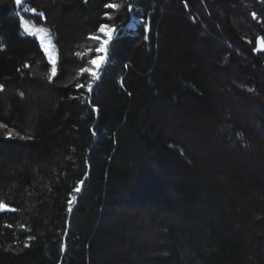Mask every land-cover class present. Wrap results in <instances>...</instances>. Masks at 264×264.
<instances>
[{"label":"trees","instance_id":"16d2710c","mask_svg":"<svg viewBox=\"0 0 264 264\" xmlns=\"http://www.w3.org/2000/svg\"><path fill=\"white\" fill-rule=\"evenodd\" d=\"M27 6L55 61L0 0V264H264V0Z\"/></svg>","mask_w":264,"mask_h":264},{"label":"rangeland","instance_id":"374dc122","mask_svg":"<svg viewBox=\"0 0 264 264\" xmlns=\"http://www.w3.org/2000/svg\"><path fill=\"white\" fill-rule=\"evenodd\" d=\"M17 16L19 17L20 21H21V19H24L25 22H26V26L27 27L26 28L21 27L22 34L25 35V36L33 37V38H35L37 40V42L39 44V47H40V50H41L42 54L44 55V58H45L46 62L49 63L51 65V67H53V64H54V61H55V55H54V52H53V49H52L51 38H50V36H49L47 31L42 30L36 24V23H39V21H40V15L37 12L33 11V9H31L29 6H22L21 9H19V11L17 12ZM131 19L129 20L130 23L132 22ZM139 21L140 20H136L135 22L137 23ZM133 25H134V23H132V27H133ZM128 29H132V28H128ZM98 35L100 37H103V39L98 37V39L95 40L99 44H100V42L102 40H107L108 39V36L105 35L103 32L99 31ZM112 39H114V36H112L111 40ZM111 40L109 41L110 44H111ZM99 47H100V45H99ZM94 55H95V57L93 59H96L98 56L101 57L102 53H99V52H97L95 50L94 51ZM49 57H51V61L49 60ZM101 65L102 64H100L99 69H96V66H93L92 64H89L88 68L98 71V70H100ZM88 74L90 75V73H88ZM89 92H91V91H89ZM203 133L205 134V132H203ZM205 135L203 136V138H206ZM257 143H259L258 140H257ZM230 154H232V153H230ZM232 156L236 159L238 157V153H237V155L234 154ZM2 210L3 211H7V208H4ZM125 210H126V208H125ZM136 218L139 219V217H136ZM151 226L152 227L148 226V229H147V227L143 226L144 229L142 231V232H144V230L146 231V232H144V237L146 236V239H147L146 242L148 241L147 244H148V247H149L148 248L149 249V257L152 256L150 258H154L157 255L163 256L164 252L162 250H160V249H157L156 244L152 240V239H155V237H156L155 235L158 232L157 227H156L155 224H152ZM139 229L140 228H137L138 231H141Z\"/></svg>","mask_w":264,"mask_h":264},{"label":"snow or ice","instance_id":"6c2138e0","mask_svg":"<svg viewBox=\"0 0 264 264\" xmlns=\"http://www.w3.org/2000/svg\"><path fill=\"white\" fill-rule=\"evenodd\" d=\"M16 4L17 5H20L21 4V0H15ZM105 7H108V8H117L118 6L115 5V4H106ZM34 11V10H33ZM20 26L23 27V28H26V22L24 19H21L20 21ZM147 31V28L145 29ZM99 31L100 32H103L105 35L108 36V39L107 40H102L100 42V47L96 49L97 52H104L106 53L107 51V48H106V45H108L109 41L111 40L112 38V34L114 33V29L113 28H110L107 24H101L100 28H99ZM90 40H96L98 39V37H95V36H90L89 37ZM103 59L104 57H99L97 59H90L88 61L89 64H92V65H95L96 66V69H99V66L100 64L103 62ZM49 60L51 61V57H49ZM81 72L82 73H90L91 75V79L92 81H96L98 78H99V72L97 70H92L90 68H87V67H83L81 68ZM55 74V69L53 68V75ZM83 85H78V87H82ZM92 89V83H89L88 84V90L91 91ZM248 91H253L252 89H248ZM80 183H83V181H81ZM75 192H79L80 191V188L79 186H77L75 189H74ZM5 206L4 205H0V209H4ZM14 211V209H12ZM69 211H71V208H69ZM27 246V245H26Z\"/></svg>","mask_w":264,"mask_h":264},{"label":"water","instance_id":"95a60500","mask_svg":"<svg viewBox=\"0 0 264 264\" xmlns=\"http://www.w3.org/2000/svg\"><path fill=\"white\" fill-rule=\"evenodd\" d=\"M28 2H29V0H21V4H20V5H17L16 2H15V0H14V4H15L16 9H19V8L21 7V5H25V4H27ZM112 41H113V39L111 40V42H112ZM109 44H110V43H108V45H106V48L109 46ZM256 51H257V53H263V52H264V44H263V42L261 41V39H257V40H256ZM106 52H107V51H106ZM103 57H104V59H103V63H102V65H101V68H100V71H99V76H100V74H101V70H102V68H103V66H104V64H105V62H106L107 54L104 53ZM97 81H98V79H97L95 82H97Z\"/></svg>","mask_w":264,"mask_h":264},{"label":"bare ground","instance_id":"6f19581e","mask_svg":"<svg viewBox=\"0 0 264 264\" xmlns=\"http://www.w3.org/2000/svg\"><path fill=\"white\" fill-rule=\"evenodd\" d=\"M113 40H114V39H113ZM99 53H103V52H99ZM101 57H102V56H101ZM97 58H99V56H98ZM97 58H96V59H97ZM93 66H95V65H93Z\"/></svg>","mask_w":264,"mask_h":264}]
</instances>
